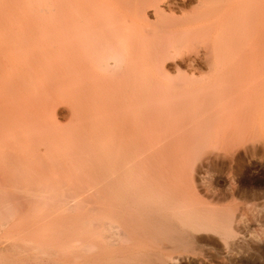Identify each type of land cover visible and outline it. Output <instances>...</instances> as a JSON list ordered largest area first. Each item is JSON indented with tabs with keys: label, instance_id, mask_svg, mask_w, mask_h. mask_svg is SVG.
<instances>
[{
	"label": "rangeland",
	"instance_id": "1",
	"mask_svg": "<svg viewBox=\"0 0 264 264\" xmlns=\"http://www.w3.org/2000/svg\"><path fill=\"white\" fill-rule=\"evenodd\" d=\"M94 1L105 8L109 2L115 3L113 10L118 6V11L126 14L129 35L139 33L157 48L177 51L158 61L159 74L147 66L133 73L136 79L150 75L147 81H140V93L150 95L143 103L151 113L145 115L142 107L133 109L144 95L133 97V88L130 91L118 84L114 90L120 96H109L93 108L86 105L85 72L72 75L67 65V41L72 37L67 24L78 19L79 1L0 0V249L24 255L32 251L41 261L34 259L31 264H67V226L54 224L53 216L62 213L67 217V211L76 215L111 211L112 204L119 203V191L128 185V177L142 187L143 194L149 192V183L165 174L164 187L156 185L150 196L155 197L153 192L158 190H171V196L165 194L163 212L169 217L167 228L178 239L155 246L145 243L147 250L140 259L137 250H128L124 264H264V100L248 112L245 105L250 95L232 99L230 105L224 103L238 90L206 105L195 102L213 89L219 90L226 79L228 90L256 84L250 71L221 68L216 55L219 48L223 54L243 48L245 38L234 39L235 31L229 28L235 25L237 32L242 24L240 32L245 34L251 22L233 23L228 7L216 5L211 21L221 26L222 32L218 27L204 31L201 27L210 17L201 16L202 0H157L156 4L139 6L144 0ZM136 9L142 14L140 24L135 22ZM143 50L138 59H142ZM243 74L249 78L237 86ZM129 81L133 87V80ZM134 90L139 92L137 87ZM189 91L195 100L176 113L188 114L191 122L186 118L189 124H174L141 146L140 130L135 125L147 118L149 131L158 128L160 125L152 121L155 114L180 108L177 102ZM232 105L235 110H231ZM91 116H101L110 126H132L123 132L122 142L113 144L116 135L105 129L104 122H86ZM168 124L172 120L164 126ZM102 130L106 132L99 136ZM162 138L172 139L164 149L159 142ZM95 141L105 145L99 151L91 149L92 144L96 147ZM159 150L161 158L156 156ZM148 151L154 156H148ZM121 159L131 164L130 171L118 168ZM172 199L183 211L171 206ZM178 213L209 221L214 228L181 235L185 227L182 216L175 217ZM150 224L156 226L157 222L139 227L136 223L135 232L129 234H145ZM124 242L120 245L122 240L117 239L115 249L127 244ZM44 251L53 253L50 261L42 256ZM151 252L164 257L160 260Z\"/></svg>",
	"mask_w": 264,
	"mask_h": 264
},
{
	"label": "bare ground",
	"instance_id": "2",
	"mask_svg": "<svg viewBox=\"0 0 264 264\" xmlns=\"http://www.w3.org/2000/svg\"><path fill=\"white\" fill-rule=\"evenodd\" d=\"M78 1H79L78 3L79 6L81 7V12L79 13L78 19L75 20L74 23H71L72 21H70V23L67 24V33H70V36L72 35L70 40L67 41V52H68L67 65L69 66V72L72 75L81 74L85 72L87 78L85 77L86 84H84V87L88 89V92L85 95V99L87 103L86 105L90 103L89 105H92L93 108L95 107L98 108L102 103H104L107 100L109 96L112 95L120 96L119 94L116 93V90H114L117 84L126 89L129 88L130 91L131 88H133V93H132L133 97H139L140 95L138 93H140V89H141L140 81L142 80L147 81L150 78L149 77L150 75L147 77L145 76L146 78L143 77L141 79L140 78L136 79L133 74L134 71L136 69L145 68L147 66L150 67L152 70H155L156 71L155 73L159 74L160 70L157 69L159 67L158 61H160V59H163L162 58L163 56L164 58L167 57L168 55L166 56V54H170V52L171 54L172 52L176 53L177 51L176 48L174 51L172 50L168 51L169 50L168 47H167L168 49L166 48V50H162L160 48H157L155 44L154 46L149 42L144 41L143 40L144 38H142V36L139 33L138 34L136 33L135 36L129 35V28L127 27V22L124 19L126 17V14H123V12H119L117 9L118 6L114 11L113 5H115V3L113 2L110 3L108 1L109 5H107V7L105 8L106 5H102L100 4V2L98 3L94 1L93 4L91 0L90 1L78 0ZM89 2H91V4ZM156 2L157 0H144L141 1L140 3L138 2L139 4L137 5L139 6L140 4L142 5L156 4ZM199 4L201 7V11H200L201 16L210 17L209 22L207 21L208 23L204 24L201 27V29L204 31L216 27L214 23L211 21V19L213 20L215 16L214 6L216 5L219 6L222 5V7L224 6L228 7L231 14V18L232 20H234L233 23H236L237 21L251 22V26L248 27L246 31H244L245 34H243V32H240V30H242V24H240L241 28L237 32L236 30L238 28L235 27V25L229 28L233 32L235 31L236 36H234V39L235 38L242 39V37L245 38V45L243 46V48H240L235 52L230 50L226 54L220 53L222 48H219L217 50L219 53H216V55H218L217 59L218 62L220 63L221 68L223 69L225 68L224 70H227L229 69L228 67H235V69H238L239 71H250L249 72L250 79L255 78L256 84L253 87L245 86V85L240 86L243 80L249 78L248 74H243L239 76V79H237L238 80L237 86L240 87H234L228 90L224 85L226 84L225 82H227L226 79L225 82H223V86L219 90L213 89V91L210 94H205L200 96L195 102H197L198 104L206 105L208 101L215 100L217 98H225L227 94L231 93V90H238L237 93H234V95L225 98L224 103L230 105L233 101L232 99H239L241 97L250 95V99L248 103L245 105L246 107L245 112L252 111L256 107V105L257 106L260 105L261 102L264 100V0H202L200 1ZM155 6L157 10L158 6L157 5ZM85 14L91 15L92 19L89 20V18L85 16ZM134 16L136 18L135 21L136 24H140V21L142 20L141 17L142 14L139 12V10L136 9L134 11ZM135 22L132 21L131 24H134ZM217 27L218 30L222 32L221 26H217ZM221 38H223V36H221ZM241 39H239L238 41H240ZM162 47L163 46H161V48ZM142 50L144 51V55L142 59L141 58L138 59L137 57L140 51ZM103 73H106L108 75L103 76L102 75ZM221 78L224 79L223 76ZM129 79L133 80L132 83L133 87L130 86ZM134 87L135 88L137 87V89L139 88V92L137 90L136 94ZM106 92L109 94H105ZM140 94L141 96H143L146 93L141 92ZM149 98L150 95H144L143 99L142 100L140 99L141 104L140 105L138 104L139 106L134 105L135 107H133V109L142 107L144 108L145 115L146 113L148 114L151 113L143 103V101H146ZM194 100L195 99H193L192 97V92L190 91L186 92L184 98L180 99L179 100L180 102H177V105L180 106V108H177L175 111L164 110L162 111L161 114L160 113L155 114L152 121L155 123V125L158 124L160 126L154 130L149 131V128L147 127L148 122L146 121L147 118L144 119L141 123L136 124L135 128H138L140 130V135L142 139L140 141L141 143L140 145L141 146L148 145V143H151L150 141L152 140V137L163 135L164 133L174 128L176 126V125L174 126V124L177 125L189 124L190 118L187 116L188 114H184L183 112L181 113H176V112H178V109L181 110L182 109L181 107L187 105L188 103H190V101L192 103ZM191 103L189 106H191ZM231 110H235L234 105H232ZM174 118H177L176 122L173 121ZM186 118L187 119L189 118V120H186ZM88 120L92 122L93 121L99 122V124L96 125H100V124L103 125L104 123H106L107 124L106 127L108 128L105 129L107 130L110 128L108 131L116 135L113 144H118L122 142L123 132L128 130V128L132 126V123H128V125H125L126 123H122L121 127H117L113 125L110 126L108 125V122H105L103 120L101 121V116L98 117L91 116L87 118L86 122ZM171 120H172V124H168L164 126V124H167ZM168 126H173V127H168ZM106 130H102L100 133L97 134L99 136L103 135L104 132H106ZM173 141H175V138L173 139ZM159 142L162 144L161 146L164 149L166 148L167 145H169L172 142V139L162 138L160 139ZM94 143L96 147H93L92 144L91 149L97 148L96 150L98 151H99L98 148H103V145H105L103 141H95ZM73 144H75V142ZM70 145L72 146V144ZM147 154L148 156L153 157L155 153L152 154L151 152L148 151ZM156 154H157L156 156L161 158L163 155L162 150L157 151ZM118 168H120L123 171H130L132 169V166L131 164L126 163L124 159H121L119 160ZM163 169L164 168L162 167V170ZM166 180H167V175L163 174V176L159 181H152L151 183H149V185L147 186L149 192L145 191L142 194V191H144L142 187H140L139 184L137 185L136 181H134L132 177H128L126 181L128 185L126 186V188L124 187L121 191H119L122 195L120 197L121 199L119 200L118 204L116 203L112 204L111 211H83L78 215L74 214L72 211H67V217H64L65 214L62 213L61 214L57 213L56 216L52 215L54 217L52 218L54 224L59 223V225L62 224V226H67V264H124L123 261L128 260L126 257H124L125 253L128 250H132L133 248L137 250L140 259V256L142 257L145 254L143 250H147L145 248L146 246L145 243L150 242L155 246V245H162L165 243V241L168 242V240L178 239V237H175L174 239L175 232H171L167 228L168 226L167 224L169 223L165 224L169 218L167 217L168 215L166 216L164 214L165 212L164 207L166 206L164 201L165 194L169 196L172 193L171 190L170 189L158 190L153 192L155 197L150 196V194H152V191L156 189V185L159 184L160 186L164 187L163 182H165ZM167 199L169 200V198ZM176 203L177 201L175 199H172L171 206L174 207V209H176L177 211H181V210L183 211L182 207ZM163 204H165V206ZM180 215L182 216V220H183L182 225H184L185 227L181 235L182 234L188 235L191 233V231L195 229L209 231L214 228L211 222L201 221L199 217L191 216L189 215V213L187 214L178 213L175 214V217H179ZM106 217L108 218L107 221L105 220ZM156 219L158 221H156ZM152 220L154 222H157V225L154 226L150 224L145 234H140V233H138L137 235H132L133 233L131 235L129 234V232H131L132 230H134L133 232H135L136 223L137 226L139 227L141 226V224H144L145 222H150ZM161 220H163V222ZM117 228L118 230L115 231V229ZM170 228L173 227L171 226ZM227 234L229 236L231 233L227 232ZM164 236H167L168 238L166 239L164 238ZM189 236L191 237V235ZM75 238H76V244L73 245L72 242ZM191 238L188 239L191 240ZM117 239L122 240V243H120V245L123 244V241H125L124 244L125 243L127 244L122 245L118 249H115ZM192 239L195 240L196 238L193 237ZM81 241H84V245L81 244ZM177 242L179 243V241ZM193 244H189V245L192 246ZM183 246L186 245L184 244ZM194 246L197 249V244ZM15 247L16 246H14V248ZM17 248H19V246ZM151 249L154 248L152 247ZM166 249H168V247ZM34 250L35 249H33V251ZM22 251L23 250H21V252ZM157 252H155L156 256L160 257L159 259L161 260L164 256L162 257V253L161 254L158 253L159 254L158 255ZM42 256H47L48 258L45 259L46 260L49 259L50 261L51 259L50 257L53 256V253H51V251L50 252L44 251L42 252ZM158 257L157 258L154 257V258L158 260ZM39 258L40 257L37 258V256L35 257L32 251L31 253L28 252L26 255H24L23 253L11 254L9 250H7L6 248L0 249V264H31L32 260L34 259L40 260ZM151 258H153V256Z\"/></svg>",
	"mask_w": 264,
	"mask_h": 264
}]
</instances>
